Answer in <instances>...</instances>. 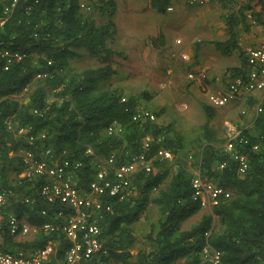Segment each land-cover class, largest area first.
Here are the masks:
<instances>
[{
    "label": "trees",
    "instance_id": "16d2710c",
    "mask_svg": "<svg viewBox=\"0 0 264 264\" xmlns=\"http://www.w3.org/2000/svg\"><path fill=\"white\" fill-rule=\"evenodd\" d=\"M81 2L0 0V187L10 191L3 212L25 220L39 233L32 241L17 242L4 223V244L8 249H34L54 242V253L42 264H65L70 245L61 229L69 208L60 201L50 203L39 194L43 177H19L25 153L40 160L49 149L61 160L80 162L81 166L74 168L76 184L86 189L98 155L104 159L114 156L116 166L128 163L142 152L143 139L150 135L146 154L153 171L137 174L123 199L109 198L110 210L102 208L96 222L106 253L78 264H195L205 243L221 252L224 263L264 264V99L250 100L259 103L261 111L254 114L251 128L240 132L245 143L238 148L248 157L242 175L224 147L216 144L210 128L216 109L202 105L205 121L196 166L202 180L220 186L225 194L210 214L184 228V222L201 210L192 198V175L178 158H155L159 148L170 149L175 155L183 151V138L170 125L131 122L136 101L129 97L128 103H121L117 90L103 85L114 74L111 62L115 51L109 41L115 35L112 19L116 3L98 0L100 4L94 8L107 19L96 25L93 12L86 14ZM91 2L88 0L89 9ZM171 4L172 0H149V7L161 15L169 12ZM240 6L239 17L237 13L226 17L227 38L213 41L224 57L238 53L242 65L231 68L232 74L242 70L246 58L237 45L235 26L242 23L248 31L250 20L264 25V0H242ZM4 51L10 56H3ZM82 52L97 66L75 68L72 61L81 58ZM112 125L119 136L106 135ZM150 205L157 207L158 219L146 235L149 249L132 252L136 243L133 224ZM213 216L217 227H212ZM48 224L54 229L46 230Z\"/></svg>",
    "mask_w": 264,
    "mask_h": 264
},
{
    "label": "rangeland",
    "instance_id": "374dc122",
    "mask_svg": "<svg viewBox=\"0 0 264 264\" xmlns=\"http://www.w3.org/2000/svg\"><path fill=\"white\" fill-rule=\"evenodd\" d=\"M103 2L109 0H102ZM116 3V12L114 17L121 12V10H131L129 3H134V0H113ZM134 1V2H133ZM83 3H88V0H82ZM242 0H211L210 3L203 6H196L191 3V0H175L173 2V11L167 12L163 15L164 18H174L180 16V28L173 27L174 32L180 31L181 35L185 36L179 47L175 50H171L170 54L165 52L151 51L145 57L135 51H130L122 47L126 46L129 41L127 40L128 34L135 33L133 26L139 27V33L148 30L155 26L156 20H151L150 16L145 13L144 15L129 16L123 23V34L118 31L114 41H119V38H123L126 43L123 46L113 44V50L115 56L112 58V68L114 74L108 80L103 82L106 88L111 90H117V93L123 96L133 98L137 107H145L152 110L156 115L155 123L159 126L172 128L179 133L183 138V145L185 149L178 154H174V157L170 161L182 160L186 165V168L192 176L198 173V167L196 166V151L198 146L202 143L203 131L202 124L205 121L202 105H206L205 89L210 86L209 83L223 86L228 80L227 76L231 73L230 69L235 66L236 62L240 59L238 53L235 52L232 56L221 57L219 65H212L213 61L209 58H202L197 61L196 55L188 51L189 59H183L181 51L185 47H189L186 44L190 42L192 34L196 31L198 36L202 37L200 43H204L209 52L216 53L213 41H223L227 38L226 32V17L230 14L237 13L241 7ZM136 3V2H135ZM141 4L138 2L137 4ZM100 3L98 0H92L89 3L90 9L85 11L86 14L92 13L96 25L102 24L107 18L106 16H99L97 9L94 6H98ZM143 5V3H142ZM179 6L181 8H179ZM154 14V15H153ZM150 15L158 17L155 13ZM137 17V18H136ZM139 17V18H138ZM161 17V16H160ZM249 28L256 25L253 20L247 22ZM162 25L166 24L162 21ZM196 28H199L196 29ZM118 30V26H117ZM196 30V31H195ZM236 39L241 44H244L242 38L248 33L245 31L243 24L238 23L235 26ZM197 33H195L196 35ZM115 37V36H114ZM186 40V41H185ZM176 42V41H175ZM118 43V42H117ZM199 43V44H200ZM177 44V43H176ZM189 44V43H188ZM192 49V48H189ZM163 56L160 57V54ZM165 54L167 56H165ZM170 60L177 62L176 68L172 64L170 68ZM212 63H211V62ZM169 62V64H168ZM198 62V63H197ZM197 64V67L195 65ZM77 69L93 68L97 64L90 58L86 52H82V56L79 59L72 61ZM195 67L196 75L202 74L204 77L195 80L189 79L188 71L191 67ZM169 69H176L177 75L171 79L172 73H167ZM197 69L199 71H197ZM215 70V73L213 72ZM174 72V71H173ZM214 75H212L211 73ZM213 76V77H212ZM191 82V83H190ZM190 83V84H188ZM191 85L194 87L191 88ZM264 98V91L256 94L254 98L256 100H262ZM257 103L252 104L249 100L244 102H238L229 104L223 108L215 110L214 118L211 121L210 128L215 132V140L218 146L223 147L224 142L218 143L219 140L228 138V134L231 130L241 131L244 128H251L252 119L257 112ZM186 106V108L184 107ZM104 161V158L98 155L94 161L97 166L100 162ZM212 206L201 208V210L194 216L184 222V228H189L193 224H196L203 215L211 213ZM158 219L157 207L150 205L146 214L136 221L133 225L134 235L136 237V243L133 247V251L149 249V242L146 235L150 231V224L156 222ZM218 221L215 216L212 217V227H217ZM38 232H32L27 236H19L15 240L17 242L32 241L37 237Z\"/></svg>",
    "mask_w": 264,
    "mask_h": 264
},
{
    "label": "built area",
    "instance_id": "2783aa9c",
    "mask_svg": "<svg viewBox=\"0 0 264 264\" xmlns=\"http://www.w3.org/2000/svg\"><path fill=\"white\" fill-rule=\"evenodd\" d=\"M210 1L191 0V3L196 6H203L210 3ZM172 4L167 8L169 12L173 10ZM80 6L86 10L89 9L87 3L81 2ZM2 22L3 19L0 17V23ZM180 42L181 40L176 41L177 44H180ZM2 55L5 57L10 56L6 51ZM245 56V65L238 74L230 77L223 86H210L207 89L206 100L208 106L215 109L223 108L229 104L247 100L250 97L254 98L256 94L264 91V25L261 39L254 46L247 48ZM38 77H41V75H38ZM196 77L201 78L204 76L189 72V79H196ZM120 102L128 103V99L122 96ZM260 111L261 108L258 103L257 112ZM155 120V113L148 108H134L131 115V122L138 124L155 122ZM118 131V128L113 125L106 129L109 136H118ZM19 132L22 133L23 131ZM151 142L152 137L147 135L142 142V152L134 156L128 163L116 166L114 156L100 162L86 189L76 184L78 178L74 168L80 167V162L72 164L67 159L61 160L59 157L52 155L49 149L45 150L40 160H36L31 153L24 154V167L19 177H43L45 182L41 186L39 194L50 203L60 201L70 210L64 216V223L61 226L65 239L70 243L65 254V264H78L82 260L91 258L100 259L106 253L103 247L104 241L100 239L101 231L96 222L101 218L102 208L110 210L109 198L123 199L130 191L132 179L137 174H149L152 171V162L146 154L150 150ZM243 143H245V140L241 137L240 132L231 130L223 146L224 153L237 164L240 175L244 174L248 168V157L238 148ZM88 152L92 153L91 150H88ZM155 157L170 160L173 157V152L169 149L159 148L155 153ZM224 166L225 163L219 167ZM190 187L192 198L202 208L216 205L225 194L220 186L202 180L198 173L191 178ZM9 193V190L0 187V264H42L54 253V242L49 241L44 246L34 249L18 247L8 249L3 242L2 229L4 223L7 224L9 234L14 237L27 236L32 232H38L25 220L14 214L6 215L3 212ZM58 215L61 216L62 213L59 212ZM44 228L46 230L54 229L49 224L45 225ZM195 264L230 263L222 262L221 252L209 243H205Z\"/></svg>",
    "mask_w": 264,
    "mask_h": 264
},
{
    "label": "crops",
    "instance_id": "0c3cea01",
    "mask_svg": "<svg viewBox=\"0 0 264 264\" xmlns=\"http://www.w3.org/2000/svg\"><path fill=\"white\" fill-rule=\"evenodd\" d=\"M134 1H133L134 3H129V7L133 8V9L127 10V11L126 10H123V11L121 10V12L117 15V17L116 16L113 17L112 20H113L114 25H115V35H114L115 37H114V39L118 35V31H120L121 34H123V29L121 28L123 23L126 21V19L129 16L130 17L131 16L135 17L134 14L135 15H144L145 13H147V15L150 16V22H151V20H154V19L156 20V22L154 23L155 26H153L151 28H148V30L143 31V33H139V27L138 26H133V30L135 31V33H131V34L126 35L127 36V40L129 41V43L126 46L122 47V48L130 50V51H135L136 55L138 53H141V55L143 57L147 56L149 54V52H151L153 50L157 51V52H165V51H167L166 53L170 54L171 50L177 49V47H179L180 45L176 44L175 41L181 40L180 37L185 39V36H183V35H181V33H179L180 31L174 32V29H173V27H176V26L180 28V16H177V17H174V18H172V16H171V18H164L163 20H161L159 22V20L161 18H163V15L157 13L155 10H153V9H151L149 7V0H134ZM138 2H141V4L140 3L137 4ZM142 3H143V5H142ZM172 7H173V4H172ZM179 8H181V7L179 6ZM172 11H170V12H172ZM151 13L152 14L155 13L157 15H160L161 17L160 16H158V17H154L153 16L152 17L150 15ZM121 20H123V23L120 24ZM162 21L166 24L165 26L162 25ZM117 26H118V30H117ZM196 29L199 30V28H196ZM246 32L248 34L246 36H243V38H242L244 44H241V42L237 41V45H239V47H241V49L243 51H246L247 48L252 47V46H254L255 44L258 43V41L261 39V37L263 35V26L256 24V25L251 27V30L249 28V30L246 31ZM195 33H197V34L195 35ZM195 33L192 34V37L189 40L190 42H187L185 40L186 44L189 47H185L183 50H178V51H181L180 53H183L182 56L185 57L183 59L188 60L189 59L188 54L189 53L192 54V52H193L194 55H196V57H197V61H200L204 57L205 58H209L212 61L214 60L213 63L211 61L210 62L212 63V65H215V66L219 65L221 61H224L223 59L221 60V57H224V56L220 53V51H218L216 48H214L216 53L215 52L214 53L209 52V50L206 49L204 43H200V41L202 40V37L198 36V32L197 31ZM160 35L162 36V40L161 41L159 40V36ZM119 39H120L119 41L112 40V43L116 44L118 46H123V45L126 44L122 37L119 38ZM113 44H111L110 41H109V45L113 46ZM189 48H192V49H189ZM188 51H189V53H188ZM161 56H163V53L160 54V57ZM165 56H167V55L165 54ZM170 63H171L170 68L172 67V64L176 68L177 62L175 63L172 60H170ZM168 64H169V62H168ZM235 64L236 65L233 66V68L234 67H240L242 65V61L239 60ZM244 65H245V63H244ZM195 67H197V64L195 65ZM195 67L194 66L191 67L188 71L196 72V70H195L196 68ZM197 71H199V70L197 69ZM166 72L168 74L169 73L173 74V75H171V79L174 78L177 75V70L176 69L175 70L174 69H169ZM213 72L215 73V70H213ZM211 74L214 75L213 73H211ZM233 75H235V74L230 73L227 76V78L229 79ZM190 83H188V84H190ZM206 83H209L210 85H213V86H216V87H220L221 86V85L212 84L211 82H207V81H206ZM191 88L194 89V87L192 85H191Z\"/></svg>",
    "mask_w": 264,
    "mask_h": 264
},
{
    "label": "clouds",
    "instance_id": "9594fccd",
    "mask_svg": "<svg viewBox=\"0 0 264 264\" xmlns=\"http://www.w3.org/2000/svg\"><path fill=\"white\" fill-rule=\"evenodd\" d=\"M173 1H174V0H173ZM182 57H183V56H182ZM191 72H193V71H191ZM195 74H196V72H195ZM197 79H198V78H197ZM193 80H195V79H193ZM210 86H213V85H210ZM210 86H209V87H210ZM209 87H207V89H208ZM213 87H214V86H213ZM215 87H216V86H215ZM207 89H205V95H206V91H207ZM122 96H123V95H121V97H122ZM125 97H126L127 99H129V97H127V96H125ZM251 98H253V97H250V98H248L247 100L250 101V100H252ZM120 99H121V98H120ZM247 100H243L242 102L247 101ZM206 102H207V100H206ZM237 103H238V102H237ZM232 104H233V103H232ZM207 105H208V104H207ZM136 108H140V107H136ZM141 108H145V107H141ZM185 108H186V106H185ZM148 109H149V108H148ZM217 109H218V108H217ZM239 132H241V131H239ZM106 135H107V133H106ZM118 136H119V135H118ZM165 149H166V148H165ZM169 150H170V149H169ZM173 157H174V153H173ZM173 157H172V158H173ZM155 158H156V157H155ZM229 159H230V158H229ZM104 160H106V159H104ZM170 160H171V159H170ZM230 160H231V159H230ZM94 165H95V169H96V164H94ZM152 165H153V164H152ZM153 169H154V167H153ZM153 169H152V171H153ZM22 171H23V170H22ZM152 171H151V172H152ZM151 172H150V173H151ZM21 173H22V172H21ZM21 173H20V174H21ZM20 174H19V175H20ZM198 174H199V172H198ZM192 177H193V176H192ZM20 178H21V177H20ZM201 208H202V207H201ZM14 238H17V237H14Z\"/></svg>",
    "mask_w": 264,
    "mask_h": 264
}]
</instances>
